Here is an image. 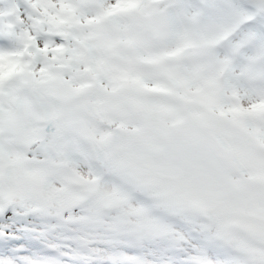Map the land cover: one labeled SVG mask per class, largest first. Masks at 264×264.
Instances as JSON below:
<instances>
[{"label": "snow or ice", "instance_id": "6c2138e0", "mask_svg": "<svg viewBox=\"0 0 264 264\" xmlns=\"http://www.w3.org/2000/svg\"><path fill=\"white\" fill-rule=\"evenodd\" d=\"M0 264H264V0H0Z\"/></svg>", "mask_w": 264, "mask_h": 264}]
</instances>
